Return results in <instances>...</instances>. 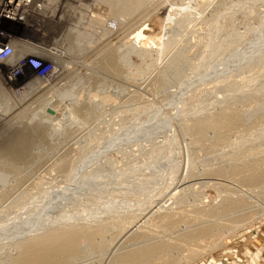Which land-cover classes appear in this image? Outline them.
Returning a JSON list of instances; mask_svg holds the SVG:
<instances>
[{
    "label": "rangeland",
    "instance_id": "rangeland-1",
    "mask_svg": "<svg viewBox=\"0 0 264 264\" xmlns=\"http://www.w3.org/2000/svg\"><path fill=\"white\" fill-rule=\"evenodd\" d=\"M54 4L62 21L46 11L18 38L22 59L61 54L57 74L21 89L0 63V264L76 233L44 262L135 264L121 257L160 245L151 264L262 259L264 0Z\"/></svg>",
    "mask_w": 264,
    "mask_h": 264
},
{
    "label": "built area",
    "instance_id": "built-area-1",
    "mask_svg": "<svg viewBox=\"0 0 264 264\" xmlns=\"http://www.w3.org/2000/svg\"><path fill=\"white\" fill-rule=\"evenodd\" d=\"M46 0H0V63L10 64V60L16 55L17 42H30L19 40L24 31L35 30L34 25L37 16L46 12ZM113 25V23H112ZM109 25L114 27L115 25ZM18 39V40H17ZM22 62L15 67L7 66L6 80L11 84H17L23 89L29 83L39 79H50L57 74L58 65L55 61H46L39 57H24Z\"/></svg>",
    "mask_w": 264,
    "mask_h": 264
},
{
    "label": "bare ground",
    "instance_id": "bare-ground-1",
    "mask_svg": "<svg viewBox=\"0 0 264 264\" xmlns=\"http://www.w3.org/2000/svg\"><path fill=\"white\" fill-rule=\"evenodd\" d=\"M48 1V2H47ZM56 3H58L59 0H55ZM55 1H52V0H46L45 2H47V13H46V17L48 16L50 18L51 21L55 22V21H62L63 20V14L60 16L59 15V12H58V7H57V4L56 6H54V2ZM75 1V0H74ZM94 1V0H93ZM207 1H210V0H207ZM205 0V2H207ZM96 2V1H95ZM118 2V1H117ZM200 3L202 1H199ZM61 3V2H60ZM211 2H209L210 4ZM78 4V3H77ZM212 4V3H211ZM210 4V5H211ZM53 5V7H52ZM121 5V4H120ZM208 7V6H207ZM62 8V7H61ZM61 10V9H60ZM83 15V14H82ZM52 16V18H51ZM65 17V16H64ZM84 18V17H83ZM85 19V18H84ZM55 20V21H54ZM66 20V19H65ZM87 20V19H86ZM68 21H70L68 19ZM57 22V23H58ZM172 22V21H171ZM68 23V22H67ZM90 23V22H89ZM64 24V23H63ZM74 24V23H73ZM72 24V25H73ZM91 24V23H90ZM90 24H87L88 26H91ZM62 25V24H60ZM75 24L71 27H74ZM82 26V25H81ZM85 26V25H83ZM79 27V26H78ZM77 27V28H78ZM157 27V26H156ZM81 28V27H80ZM112 28V27H110ZM70 28L68 27V30ZM91 29V28H90ZM83 29V32H81L80 30H78V38L79 37H82L80 39L81 42H83V39L86 38V36H88L90 33H92V29ZM100 30H102V28H99ZM157 29V28H155ZM85 30V31H84ZM153 30V29H152ZM111 33L112 31L109 29V28H104V30H102L100 34H97L99 35V37L97 38H100V36H105V34L107 35V33L109 32ZM156 31V30H155ZM169 31V30H168ZM95 32V31H93ZM98 33V32H96ZM95 34V33H94ZM63 35V34H62ZM101 36V37H102ZM89 37V36H88ZM90 37H91V34H90ZM59 40V39H58ZM61 40V39H60ZM85 41V40H84ZM26 44V43H25ZM27 45V44H26ZM30 45L32 46V44L30 43ZM30 46V47H31ZM35 47H39V46H35ZM27 48H29L27 46ZM40 48V47H39ZM32 49V48H31ZM53 49V48H52ZM57 48L53 49L56 51ZM62 49V48H61ZM16 50H17V54L12 58L13 60H16L17 64L20 63L21 59H22V55L25 53L26 51V48L23 47V43L22 44H18L16 46ZM30 50V48L28 49ZM51 50V49H50ZM60 50V49H59ZM31 51V50H30ZM64 51V50H63ZM61 52V51H60ZM53 54V53H52ZM25 55V54H24ZM53 55H56V54H53ZM57 58V59H56ZM55 58V60L57 61V63L60 65L59 61H60V58H63V56L60 55H57ZM62 61V59H61ZM11 63V62H10ZM58 65V66H59ZM15 66V65H13ZM60 67V66H59ZM65 67V66H64ZM159 68H161L159 66ZM158 68V69H159ZM64 69V68H63ZM63 72V71H62ZM61 72V73H62ZM59 75V74H58ZM37 80V79H36ZM33 83V82H32ZM49 108V107H48ZM51 108V107H50ZM53 111H54V108H52ZM46 109H44L43 113H44V116L46 114ZM56 111L53 113L55 114ZM58 114V113H57ZM54 116V117H47V119L51 118V119H54L56 120L57 119V115ZM49 116V115H48ZM50 119V120H51ZM52 120V121H54ZM80 139V138H79ZM170 200H168V202L165 203V205L163 206H159V203L156 204L144 217H141L140 220L138 221V223L136 224L135 228H138L140 225L144 224L148 219H147V216H149L150 214V217L151 215L153 216L154 214H157L161 209L165 208L166 205L169 206ZM223 208V207H222ZM227 207H224V209H226ZM246 211V210H245ZM210 224V223H209ZM211 225V224H210ZM199 227V226H198ZM202 227V226H201ZM204 227V226H203ZM134 228V229H135ZM200 228V227H199ZM198 228V229H199ZM190 230V229H189ZM187 231V230H186ZM188 232V231H187ZM208 230H200V231H196V232H193L192 234L188 235L186 237L187 240H190V241H193L195 239H198V238H201V237H204L205 235L208 234ZM70 234V233H69ZM72 234V233H71ZM57 237V236H56ZM56 237H45V238H42V239H39L37 242H35L33 244V246H31L28 250V253L27 255L29 256L28 258H30V260L33 261L34 264H46L44 261L46 259L49 258V256L53 253V254H56L55 256L53 255V257H57V256H60L61 258H66L67 255H69L70 253H73L75 252L76 250V245L78 243V238H79V234L76 233V234H72L71 236H64V237H61V238H56ZM124 239H125V236H124ZM159 241V240H158ZM121 244V243H120ZM57 247L58 249L57 250H54V248ZM166 248V247H165ZM163 249V246H158V247H152V248H143V249H140V251L138 252H134V253H131V254H126L124 255L123 257H121V261L123 262H132V263H135V264H151V262H153L152 260L155 259L156 257H158V255L156 256L157 253H159V250H161L160 252L163 253L164 250ZM55 251V252H54ZM117 251V249H116ZM31 252V253H30ZM30 254V255H29ZM160 254V253H159ZM156 256V257H155ZM52 259V258H51ZM157 259V258H156ZM49 261V260H48ZM168 260L165 261V263L163 262V264H167ZM169 264V263H168Z\"/></svg>",
    "mask_w": 264,
    "mask_h": 264
},
{
    "label": "crops",
    "instance_id": "crops-1",
    "mask_svg": "<svg viewBox=\"0 0 264 264\" xmlns=\"http://www.w3.org/2000/svg\"><path fill=\"white\" fill-rule=\"evenodd\" d=\"M244 257H245V259H246V261H245V263L246 264H252V262H251V260H249L248 261V259H251L252 257L254 258V260H256V259H259V261H263L264 259V256H263V260L261 259V258H258L257 256H256V254H254V255H252V253H245V255H244ZM248 261V262H247Z\"/></svg>",
    "mask_w": 264,
    "mask_h": 264
},
{
    "label": "water",
    "instance_id": "water-1",
    "mask_svg": "<svg viewBox=\"0 0 264 264\" xmlns=\"http://www.w3.org/2000/svg\"><path fill=\"white\" fill-rule=\"evenodd\" d=\"M48 112H49L50 114H53V113H54V111H53L52 109H48Z\"/></svg>",
    "mask_w": 264,
    "mask_h": 264
}]
</instances>
